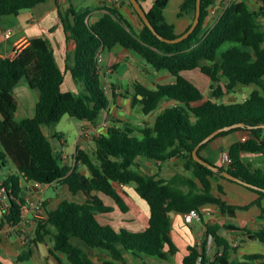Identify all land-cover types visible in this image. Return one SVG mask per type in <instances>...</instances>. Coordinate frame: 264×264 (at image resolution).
Listing matches in <instances>:
<instances>
[{
    "label": "trees",
    "instance_id": "1",
    "mask_svg": "<svg viewBox=\"0 0 264 264\" xmlns=\"http://www.w3.org/2000/svg\"><path fill=\"white\" fill-rule=\"evenodd\" d=\"M44 1L0 0V20ZM119 1V5L106 7L107 12L98 21L89 23L87 17L91 10H79L71 0H62L59 18L75 55L74 67L66 66V70L79 85L78 92L63 91L64 73L47 38L33 39L15 58L0 56V167L10 160L16 169L0 183V189H5L8 199L0 224L17 225L25 218L28 204L26 197H22V180L43 186L59 182L67 185L72 195L82 192L86 197L84 203L64 200L55 210L46 211L47 217L38 220L33 238L37 244L51 237V254L57 258L64 255L72 264H126L123 250L166 259V248L172 255L178 250L171 239L172 212H201L203 206L213 204L222 213L234 216L237 210L257 205L264 218V192L243 185L257 193L259 198L245 206L230 205L216 196L214 190L224 194L221 186L216 187L220 179L237 182L223 177L221 172H214L193 157V150L205 137L219 128L244 123L245 127L215 136L200 147L199 154L216 138L238 130L251 132V138L229 147V163L227 167H220V171L227 170L264 188V170L244 163L241 158L243 152L264 154V127H256L264 125V0H258L260 7L257 10L236 0H202L197 28L178 43L160 40L144 24L129 0ZM169 1L155 0L152 8L145 11L161 36L175 39L183 33L178 34L175 25L165 17ZM196 2L184 0L180 7L179 15L190 19L185 32L194 20ZM122 4L130 7L139 18L140 30L137 31L123 15ZM214 6L225 9L216 24L203 34L205 21ZM225 44L230 46L219 54ZM115 45L135 52L152 69L167 71L175 77L174 82L160 84L156 89L135 83L134 99L143 104L145 116L155 112L162 102L177 104L159 113L153 126L138 130L139 134L130 123L115 120L96 138L93 155L84 150L77 151L76 163L80 162L89 171L85 176L78 166L73 168L62 163V154L55 151L43 126L56 125L67 114L95 123L108 110L112 96L102 86L97 55ZM196 69L212 82V96L208 100L202 90L183 74ZM23 79L38 92L33 117L25 114L15 93ZM251 85L255 88L243 102L223 101L238 86ZM116 96L113 93V98ZM142 158L161 164L179 158L183 161V173H176L171 179H159L142 170L139 163ZM131 184H135V192L149 206L146 229L140 232L116 230L110 224L101 223L99 215H109L116 210L128 212L123 197L128 196V192L123 187ZM102 196L111 198L114 205L106 204ZM219 228V225L208 226L207 233L221 248V253L209 256L208 241L200 249L198 245H189L182 264H264L261 254H247L241 261H232L231 254L236 248L218 234ZM225 228L243 231L248 240L264 244V229L250 231L236 225H226ZM75 240L85 244L88 250ZM96 251L108 253L111 260L98 262ZM29 256L28 253L21 254L19 260Z\"/></svg>",
    "mask_w": 264,
    "mask_h": 264
},
{
    "label": "crops",
    "instance_id": "2",
    "mask_svg": "<svg viewBox=\"0 0 264 264\" xmlns=\"http://www.w3.org/2000/svg\"><path fill=\"white\" fill-rule=\"evenodd\" d=\"M139 1L146 11H149L155 2V0ZM183 1L184 0H170L164 12L167 21L175 25L178 34L184 33L190 24L189 17L186 15H179ZM236 1L245 2L254 10L260 7V2L258 0ZM256 1H258L259 5H255ZM71 2L74 7L79 10H91L87 17L89 23L98 21V19L107 12L106 7L120 4L119 0H71ZM60 5H62V0H45L29 10L3 17L0 20V56L15 58L13 52L17 47L22 51L29 46L33 39L47 38L52 44L56 61L64 73L63 91L78 92L80 90L79 85L76 83L71 73L66 70V66L69 68L74 67L75 55L68 43L63 24L59 18ZM120 8L123 15L133 27L137 31L140 30V20L133 13L131 8L126 4H122ZM224 9L225 7L223 6H214L211 8L210 15L205 21L203 34L216 24ZM229 46H227L226 49ZM102 54L103 60L100 65L102 86L106 92L112 96L111 103L108 110L102 113L95 123L77 119L79 122V137L76 140L75 152L71 155L67 154V158L62 160V163L65 165L73 168L78 166L79 171L85 176L89 175V171L82 168L83 165L80 162L76 163L75 155L77 151L84 150L89 153V148L94 152L96 149V138L99 137L108 126H111L115 120L130 123L137 128V131H135L136 134H139L138 130L146 126H153L159 113L163 112L167 107L177 104L173 101L166 102L163 106H161L162 104L159 105L155 112L145 116L143 113V104L140 101L135 102L134 99L136 93L135 83L138 82L147 88L156 89L160 84L174 82L175 77L167 71L159 72L148 67L150 65L141 56L133 51L126 50L121 45H115L111 50H105ZM191 72L192 71H187L183 74L188 78ZM115 74H117L116 80L115 78H113L114 81H109L107 79L108 76H113ZM193 74H195L194 76H199V73ZM199 78H201V80L203 79L200 76ZM203 80H205L204 83L206 84L207 90H202V92L205 96V100H208L212 96L213 85L211 81L207 79ZM193 83L198 86L196 82ZM15 93L25 114L29 117H33L38 101L37 90L32 89L28 81L23 79L17 85ZM113 93L117 95L115 98H113ZM250 93L251 92L245 89L237 87L234 94L226 95L223 101L225 103L243 102ZM138 98L141 99L142 97L138 96ZM240 98H243V100H240ZM27 105H29L30 109ZM44 127L45 126H43V131ZM52 133V136L57 137L62 145L66 143V140L61 138L57 132ZM252 136L251 132L248 131H234L213 140L201 151L200 155L203 159L215 166L227 167L228 163H225V157L228 155L229 147L236 142L247 140ZM55 151L60 155L66 154L63 150ZM241 158L244 163L251 164L254 167H260L264 170L263 153L243 152ZM139 163L144 172L155 174L159 179H171L176 173H183V161L179 158H172L163 164L154 160L143 161V159H140ZM153 168H155L157 172L150 170ZM8 171L10 174L16 171L14 164L10 160H8L4 167H0L1 181L6 178L5 174ZM21 185L24 188L28 204L27 213L23 221L17 225H10L8 223L4 225L0 224L2 227V231L0 232V264H72L64 255L60 254L57 258L51 254L50 249L53 247L51 237L48 236L44 242L34 243L33 238L39 219L36 217V212L30 206V203L43 200L46 211H51L55 210L64 200L84 203L86 199L85 195L82 192H78L73 195V197L67 185L59 182L49 186H43L34 183H26L22 180ZM217 186L222 187L224 194H219L216 189L214 190V194L221 197L230 205L245 206L254 203L259 198L257 193L245 188L243 185L228 180L220 179L216 184V187ZM123 188L128 192V196H123L129 207L128 212L123 213L120 210H116L115 225H113V218L111 217H104L105 222L103 224H110L116 230L126 229L132 232L143 231L149 224V206L137 195L135 192V185H128ZM51 189L53 193L49 197L44 198V195ZM262 205L264 207V199H262ZM2 211L3 206L0 204V223L3 219ZM261 214L262 210L257 205H253L247 210H237L236 214L231 216L222 213L217 205L208 204L201 208L199 218L187 222L184 214L172 212L170 214L173 222L171 239L178 250L172 255L169 253L168 248H166L165 252L169 254L171 258L163 260L168 264H182L187 254V247L189 245H198L200 249V246L205 241H208L209 256L214 257L217 253H221V248L217 246L213 237L207 233V227L212 225H219L218 234L227 240L233 248H236L231 254L230 259L232 261H241L244 255L247 254H261L264 256L263 243L256 240H248L247 235L243 231H234L225 228L226 225H236L242 229L259 231L264 229V218L261 217ZM224 232H230L231 239L224 237ZM74 242L88 250L85 244L79 241ZM27 253L30 254L29 257L19 260L21 254L25 255ZM96 253L98 255V262L111 260V256L108 253L101 251H96ZM144 256L145 255H137L131 251L123 250V257L126 264H148V262L144 260Z\"/></svg>",
    "mask_w": 264,
    "mask_h": 264
},
{
    "label": "rangeland",
    "instance_id": "3",
    "mask_svg": "<svg viewBox=\"0 0 264 264\" xmlns=\"http://www.w3.org/2000/svg\"><path fill=\"white\" fill-rule=\"evenodd\" d=\"M255 5H259L258 1H256V4ZM227 46H229V44L223 45V47L219 50V54H221L226 49ZM148 67H151V66H148ZM193 73H199L198 75L200 77H202L203 79H207L208 81H211L210 78H208L206 75L202 74V72L200 70H194V71L191 72V74L188 75V78L192 82H196L198 84V86L201 88V90L206 91L207 90V87H206V84L204 83L205 80H203V79L201 80V78H199V76H194L195 74H193ZM116 77H117V74H115L113 76H108L107 79L109 81H114L113 78H115V80H116ZM238 87H240L241 89H245V90H247L249 92H251L255 88V86H252V85L251 86H238ZM234 92L231 93V94H234ZM240 100H243V98H240ZM164 103H166V102H162L161 103L162 105L161 104L160 105L163 106ZM27 106L29 107V105H27ZM29 109H30V107H29ZM122 109H123V106H122ZM78 123L79 122H78V120L76 118H73V117H71L70 115L67 114V115H65L62 118V120L58 124L53 125V126H50V127H48V126H45L44 127V131L51 138V141H52V144H53L55 150H57V151L58 150H60V151L63 150L66 154H69V155H71V154H73L75 152L76 140L79 137ZM52 132H57L58 135L61 138H63V139L66 140V143H64V145H62L61 142H60V140L57 137H53L52 136V134H53ZM88 151H89V153L91 155L94 154V152H93L92 149H89L88 148ZM142 159H143V161L144 160L145 161L146 160L152 161V160L147 159V158H142ZM225 163L227 164V162H225ZM82 168L86 169V167H84V166H82ZM150 170L153 171V172H155V171L157 172V170L155 168L150 169ZM8 174H10L9 171L5 174V177H7ZM134 185L135 184H131V186H134ZM52 193H53V190L52 189L49 190L47 192V194L44 195V198L49 197ZM71 196H73V195H71ZM102 198H103V200H104V202L106 204L114 205V201L111 198H109L107 196H102ZM104 217H111V218H113V225H115V212L112 213V214H109V215H99L98 216V219H99V221L101 223H104L105 222ZM223 235H224V237H226L228 239H231L230 238V232H224ZM75 241H77V240H75ZM166 256H167V259H170L171 258L169 256V254H166ZM144 260L147 261L148 264H168L162 258L157 257V256H144Z\"/></svg>",
    "mask_w": 264,
    "mask_h": 264
},
{
    "label": "water",
    "instance_id": "4",
    "mask_svg": "<svg viewBox=\"0 0 264 264\" xmlns=\"http://www.w3.org/2000/svg\"><path fill=\"white\" fill-rule=\"evenodd\" d=\"M131 2V4L133 5L134 9L137 11L139 17L142 19V21L144 22V24H146L151 30L152 32L162 41L167 42V43H178L181 42L183 40H185L186 38H188L197 28L199 22H200V17H201V4H202V0H197L196 2V12H195V17L194 20L192 22L191 27L182 35L178 36L175 39H168L165 38L163 36H161L156 29L154 28V26L152 25L150 19L147 16V13L144 9V7L142 6L141 2L139 0H129ZM217 100L214 99V102H216ZM238 127H245L244 123H237V124H233V125H229V126H225L222 128L217 129L216 131H214L213 133H211L210 135H208L207 137H205L193 150V157L195 159V161L201 163L202 165L208 167L209 169L213 170L214 172H221L222 176L235 181L239 184H242L246 187L255 189V190H259L264 192V188L258 187L256 185L250 184L236 176H234L233 174L229 173L227 170L224 171H220V167L215 166L214 164L206 161L205 159H203L200 154H199V149L202 145L208 143L210 140H212L215 136H217L218 134H220L223 131H228L234 128H238ZM256 127H264V125H260V126H256ZM252 128V127H249ZM96 191L93 192L94 195H96ZM22 197H25V192H22Z\"/></svg>",
    "mask_w": 264,
    "mask_h": 264
},
{
    "label": "built area",
    "instance_id": "5",
    "mask_svg": "<svg viewBox=\"0 0 264 264\" xmlns=\"http://www.w3.org/2000/svg\"><path fill=\"white\" fill-rule=\"evenodd\" d=\"M20 52H21V49L17 47L13 52L14 57H17L20 54ZM97 60L101 64L103 60L102 53H99L97 55ZM66 158H67V154H63L62 159L65 160ZM225 162L229 163L228 155L225 157ZM0 183H1V180H0ZM0 204L3 206V209H6L8 207L7 194L4 188L0 189ZM30 206L35 210L36 217L38 219H46L47 212H46V208H45V204L43 200L32 202L30 203ZM184 217L187 222H191L193 219L200 217V212L198 210H192L189 213L184 214ZM1 231H2V227L0 226V232Z\"/></svg>",
    "mask_w": 264,
    "mask_h": 264
}]
</instances>
